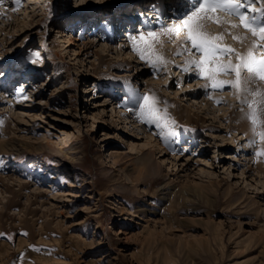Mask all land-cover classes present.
<instances>
[{"label":"rangeland","instance_id":"1","mask_svg":"<svg viewBox=\"0 0 264 264\" xmlns=\"http://www.w3.org/2000/svg\"><path fill=\"white\" fill-rule=\"evenodd\" d=\"M183 3L21 0L17 11L15 0L0 5V264H264V172L256 169L260 163L264 170V155L256 154L264 144L253 134L256 143L248 144L249 133L234 129L236 113L248 108L241 103L247 94L229 86L200 91L198 83L180 94L189 79L204 81L187 76L198 71L181 70L185 61L172 54L184 47L183 32L182 40L163 35L154 44L152 51L163 57L157 67L133 49L131 36L159 30L170 23L166 12ZM221 14L239 24L237 16ZM110 20L119 28L135 25L123 39L133 55L131 77L128 65L111 66L121 60L114 46L121 40L117 30L105 29ZM236 30L246 34L241 43L233 39ZM208 31L223 32L221 43L237 52L257 39L231 24L209 22ZM228 58L237 62L235 55L220 57ZM124 83H134L141 99L123 94ZM152 88L161 94L165 127L147 123L148 136L112 105L133 99L139 110ZM192 93L209 107L191 105L187 119L175 107L186 109ZM214 94L221 102L208 98ZM133 115L135 123L144 122ZM162 131L176 135L165 139ZM146 155L160 171L132 181Z\"/></svg>","mask_w":264,"mask_h":264},{"label":"snow or ice","instance_id":"2","mask_svg":"<svg viewBox=\"0 0 264 264\" xmlns=\"http://www.w3.org/2000/svg\"><path fill=\"white\" fill-rule=\"evenodd\" d=\"M4 2L5 0H0V5ZM257 2L261 5L259 8L254 6ZM15 3L17 7L12 11L18 10L21 0H15ZM221 12L237 16L239 24L225 19L219 14ZM250 13L259 15H250ZM209 22L231 24L232 28L243 26L258 39L253 40L252 46L246 53H239L230 45L221 43L223 33L212 34L208 31ZM182 32L184 47L176 54H188L184 70L195 68L199 76L209 81V84L205 85L206 88L222 90L225 86H229L237 94L243 92L251 96L252 99L246 97L241 99V103L249 108L247 118L253 126L255 135L264 144V90L259 87L253 90L247 86L248 80L264 81V52L257 55L255 51L257 48H264V0H184V3L172 14L171 22L161 25L159 31L154 27L138 30V35L131 37L133 49L139 53L141 59H147L153 67H157L163 62V57L154 53L152 49L155 43H161L159 37L167 35L173 40L181 39ZM233 39L243 40L245 37L233 36ZM193 49L199 53L198 58L193 54ZM36 55L39 56V53ZM232 55L236 56L237 62L234 63L231 59L225 62L220 59L221 56ZM244 72L249 74L247 78L242 76ZM220 74H234L235 79H218ZM158 103L155 96H143L139 105V116L141 120L163 128L165 125H161L160 120L162 112L166 113V109L162 110ZM160 135L167 139L168 135L175 136L176 133L162 131ZM251 142L255 144L256 140ZM256 154L264 155V147H261Z\"/></svg>","mask_w":264,"mask_h":264},{"label":"bare ground","instance_id":"3","mask_svg":"<svg viewBox=\"0 0 264 264\" xmlns=\"http://www.w3.org/2000/svg\"><path fill=\"white\" fill-rule=\"evenodd\" d=\"M172 1H174V0H172ZM28 2L29 1H26V5H27V7H26V10L27 9H30V5H28ZM171 2V1H170ZM174 3V2H173ZM171 4V3H170ZM174 5V4H173ZM174 9V8H173ZM172 11H174L175 12V9L174 10H169V12H172ZM168 12V13H169ZM173 13V12H172ZM222 17H224L225 18V16L224 15H222L221 13H219ZM16 16V15H15ZM15 18H17V17H15ZM169 20H170V22H171V18H172V16H169V17H167ZM166 18V19H167ZM226 19V18H225ZM161 20V19H160ZM15 22H16V20H15ZM231 22H233V21H231ZM158 23V22H157ZM156 23V24H157ZM159 23H160V21H159ZM159 23H158V25H159ZM234 23H236V22H234ZM238 23V22H237ZM12 24V23H11ZM132 24V22H126V25H127V27H129L130 25ZM161 24V23H160ZM112 25H114L113 23H112ZM157 25V26H158ZM115 26V25H114ZM105 27H106V25H105ZM143 26L142 25H140L139 26V28H142ZM2 28V27H1ZM0 28V29H1ZM118 28V27H117ZM135 28V27H134ZM106 29V28H105ZM225 30V26L224 27H222V29L221 30ZM5 30V29H4ZM114 30H115V28H114ZM133 30V29H132ZM129 31L128 32V30H127V32H125L124 33V35L125 36H123V34L122 33H120L119 34V39L121 40V41H119L118 43H117V45L116 44H114V46L116 47V50H117V55L119 56V57H121V60L118 62V63H113L111 66H113L115 69H116V71H119V70H121V69H125L126 67H127V65H128V68H126V70L127 71H129L128 72V75L131 77V75L132 74H134V72H131V70L133 69V55L129 52V50H126L125 49V47L127 46V44H126V42L124 41L123 42V39H127L128 37H129V35H132V33H133V31ZM159 30H160V28H159ZM159 30H157V31H159ZM223 30V31H224ZM104 32V31H103ZM225 32V31H224ZM106 33V32H105ZM223 33V32H222ZM109 34V33H108ZM122 34V35H121ZM214 34H216V33H214ZM224 34V33H223ZM110 35V34H109ZM246 34H244V32H241V31H239V30H236L235 31V33H234V36H239V37H244ZM103 36V35H102ZM114 37V36H113ZM121 37H123V38H121ZM132 37V36H131ZM162 37V36H161ZM183 37V36H182ZM182 37H181V40H182ZM75 39V38H74ZM159 39H160V37H159ZM258 39V38H257ZM180 40V41H181ZM239 43H241V42H243V40H238V39H236ZM253 40H256V39H252V38H250L247 42H245V44H243L242 45V47H241V50L239 51V53H246L247 52V50L252 46V42H253ZM90 41H92V40H90ZM90 41H85V42H83L82 44H81V46H85V45H88V43L90 42ZM183 41V40H182ZM181 41V42H182ZM66 42V41H65ZM73 42V38L71 37V38H69L68 40H67V43L69 44V45H71V43ZM103 44V43H102ZM126 44V45H125ZM180 44V43H179ZM178 44V45H179ZM177 45V44H176ZM124 46V47H123ZM0 47H1V45H0ZM3 48V47H2ZM2 48H0V50H2ZM110 48V51H112L111 49V47H109V46H106V45H102V47H101V49H102V51H105V50H107V49H109ZM177 48H179V49H176V50H174L173 51V55L174 56H176V57H178L179 55H177L176 53L177 52H180L181 51V48L178 46ZM183 48V47H182ZM155 50V49H154ZM106 54H107V52H106ZM161 55H162V53H161ZM180 56H182V58H181V60L182 61H186L187 59H188V56L187 55H185V54H183V55H180ZM165 57V56H164ZM228 59H230V58H228ZM227 59V60H228ZM179 60V59H178ZM225 60V59H224ZM224 60H222V61H224ZM226 60V61H227ZM225 61V62H226ZM135 66V65H134ZM179 66V65H178ZM181 66H183V65H181ZM185 66L186 65H184L183 67H181L180 69L181 70H183L184 71V68H185ZM136 67H137V65H136ZM193 70H195V71H197L195 68H193ZM3 74V73H2ZM127 74V73H126ZM124 75V74H123ZM248 73L246 74V76H243V77H245V78H247L248 77ZM1 76V75H0ZM187 76H193V77H197V76H199V74H197V75H195V74H193L192 72H188L187 73ZM201 77V76H200ZM204 79V81H200V79H197L195 82H193V80H191V79H189V82L188 83H186V85H185V88L184 89H182V91H181V93L180 94H183V93H185V91H188V90H193L191 87H188V86H191V85H194L195 86V84H199L198 85V87L197 88H200V91L202 90V88H203V90H204V88H205V85L206 84H209V81L207 80V79H205V78H203ZM218 79H221V80H228V79H226V77L224 78L221 74L218 76ZM231 80V79H230ZM233 80V79H232ZM136 82V81H135ZM155 82V81H154ZM158 82V81H157ZM243 86V85H242ZM247 86L248 87H250V88H252L253 90H255L257 87H259L260 89H262V90H264V86L263 87H261V86H259L258 84H256V85H254V86H251V85H249L248 84V82H247ZM96 87H97V85L96 86H94V89H96ZM122 87L123 88H125V92L123 93V94H132L133 92V98L135 97V98H138L137 100H139V98L141 99V97H138L137 96V94L139 93V92H137V90H135V87H134V83L133 84H126V83H124V84H122ZM22 88V87H21ZM99 88V87H98ZM177 89H175V91H176ZM200 91H199V93H200ZM114 92V91H113ZM132 92V93H131ZM149 92L150 93H152L153 95H151V96H155L157 99H159L160 97H161V94H160V92L158 91V90H156V89H154L153 90V88L152 89H150L149 90ZM174 93H177V92H174ZM206 93V92H205ZM186 94V93H185ZM193 95H190L191 97H190V99H189V97L187 98L188 100H190V103H189V105L187 106V108L186 109H183V107L182 106H180V105H178V107H177V105H176V107L175 106H172L173 108L175 107V110H176V114H183L184 112H185V117L187 118V119H190V117H191V112L190 111H192V109H191V105H192V108L193 109H196L197 108V106H199V107H201V108H203V106H207V107H209L207 104L206 105H198V103H204V101L203 100H201V99H198V95H195L194 93H192ZM203 94V93H202ZM207 94V93H206ZM210 94V93H209ZM24 97H30V89H28V88H26L25 89V91H24ZM137 96V97H136ZM222 96V95H221ZM181 97V96H180ZM247 98V99H252V97L251 96H244V98ZM192 98V99H191ZM208 98H211L212 99V102L213 103H217V101H220V94H214V95H210ZM130 100V99H129ZM126 101L125 100V98H124V100L123 101H121L119 104H117V105H112L113 106V111L114 112H116V114L118 115V117L121 119V120H123V121H125L126 123H128L129 125H139L138 126V128L139 129H142V132H148L147 133V135L148 136H151V135H153L151 132H149V130L148 129H146L147 127V122L146 121H144V122H142V123H135L136 122V120L135 119H133L131 116H135V115H133V114H135V113H139V110H137L138 108L136 107V104L132 101V100H130V101ZM134 101H135V99H134ZM174 100H173V98H172V102H173ZM136 102V101H135ZM174 105V104H173ZM213 108V107H212ZM174 110V109H173ZM190 110V111H189ZM210 111H213V109H210ZM249 112V108H247V109H244V110H241L240 112H238V114L236 113V118H237V124L234 126V129H241L244 133H249V136H248V138H249V142H248V144L251 142V141H253L254 139H253V137L255 136V133H254V131H253V126H252V124H251V122H250V120L247 118V113ZM175 113V112H174ZM132 118V119H131ZM138 118V117H137ZM140 118V117H139ZM6 122V121H5ZM5 122H3L4 124H5ZM8 123V122H7ZM7 125V124H6ZM8 127H9V125H8ZM7 128V127H6ZM259 129H257V131H258ZM185 131V133L184 134H186V130H184ZM151 134V135H150ZM252 134L254 135V136H252ZM182 136V135H181ZM154 140L158 143L159 141H157V139H155L154 138ZM153 142V145H156V149H158V152H162L163 151V147L160 145V144H157L156 142ZM0 145L1 146H3V144H2V142H1V140H0ZM259 150H256V152H258ZM166 151H164V153H165ZM255 152V151H254ZM177 155V154H176ZM175 159H177V157H174ZM253 158V157H252ZM135 169H137V173L134 175V177H131V180L132 181H134V179H139V176H142V175H149V174H154V175H156L160 170H159V165L157 164V163H155L153 160H151V156H149V155H146V156H142V161L135 167ZM256 169H257V171L258 172H261V171H263L264 172V170H263V167H261V164L260 163H257V165H256ZM262 172V173H263ZM157 179L158 178H156L155 177V179H153V182H156L157 181ZM146 190V189H145Z\"/></svg>","mask_w":264,"mask_h":264}]
</instances>
